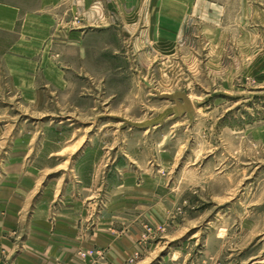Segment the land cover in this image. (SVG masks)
<instances>
[{
    "label": "rangeland",
    "instance_id": "obj_1",
    "mask_svg": "<svg viewBox=\"0 0 264 264\" xmlns=\"http://www.w3.org/2000/svg\"><path fill=\"white\" fill-rule=\"evenodd\" d=\"M3 2L0 264H264V0Z\"/></svg>",
    "mask_w": 264,
    "mask_h": 264
},
{
    "label": "crops",
    "instance_id": "obj_2",
    "mask_svg": "<svg viewBox=\"0 0 264 264\" xmlns=\"http://www.w3.org/2000/svg\"><path fill=\"white\" fill-rule=\"evenodd\" d=\"M59 1L62 0H47V2H45V0H40L39 9H43L45 6L54 5L55 3L57 4ZM81 1V5H83L82 11H86V8L89 7L92 0ZM0 12V28L13 31L16 28V23L19 20L21 13H23L22 9L3 2L0 3ZM62 220V224L60 222L54 231L53 236H55V238L53 241L55 243L44 245L45 247H36L31 244L30 247H33V249L29 250L31 253L19 257L18 264H79L78 260L75 259V251L77 249L75 239L79 235L82 236L81 244L84 245V247L95 245L107 250V257L109 259L107 260L108 264H125L126 259L130 257L134 251L132 250V247L128 248L122 244L115 243L111 238L109 239L107 233L108 229H104L105 232L96 233L93 239L86 238L84 240V238L89 235L88 229L86 230L87 236H85L83 230H79L74 226L75 224H72L74 221L75 223L77 222V217L66 215L62 217Z\"/></svg>",
    "mask_w": 264,
    "mask_h": 264
}]
</instances>
